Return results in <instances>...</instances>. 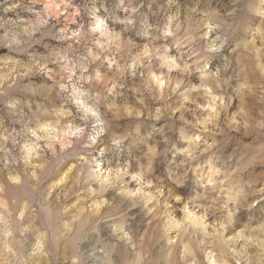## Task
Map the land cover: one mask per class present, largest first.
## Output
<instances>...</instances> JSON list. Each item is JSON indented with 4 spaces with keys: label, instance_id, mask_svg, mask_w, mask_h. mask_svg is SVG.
Segmentation results:
<instances>
[{
    "label": "clouds",
    "instance_id": "clouds-1",
    "mask_svg": "<svg viewBox=\"0 0 264 264\" xmlns=\"http://www.w3.org/2000/svg\"><path fill=\"white\" fill-rule=\"evenodd\" d=\"M0 115L5 166L120 205L105 264H264V0H0Z\"/></svg>",
    "mask_w": 264,
    "mask_h": 264
},
{
    "label": "rangeland",
    "instance_id": "rangeland-1",
    "mask_svg": "<svg viewBox=\"0 0 264 264\" xmlns=\"http://www.w3.org/2000/svg\"><path fill=\"white\" fill-rule=\"evenodd\" d=\"M11 131L9 118L0 115V132ZM3 155L0 152V211L7 207L14 215L22 214L23 223L35 230L40 246L32 264H105L115 243L111 225L120 209L115 198L106 207L98 185L76 183L74 173L61 179L47 167L5 166ZM88 187H95L97 194L92 195ZM143 224L140 217L133 221L137 231ZM152 227L147 226L148 234Z\"/></svg>",
    "mask_w": 264,
    "mask_h": 264
}]
</instances>
